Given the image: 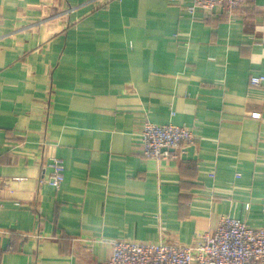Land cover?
Masks as SVG:
<instances>
[{"label": "crops", "instance_id": "crops-1", "mask_svg": "<svg viewBox=\"0 0 264 264\" xmlns=\"http://www.w3.org/2000/svg\"><path fill=\"white\" fill-rule=\"evenodd\" d=\"M191 4L0 0V264H107L110 240L191 244L223 215L264 226V0ZM146 121L191 128L193 157H145Z\"/></svg>", "mask_w": 264, "mask_h": 264}, {"label": "built area", "instance_id": "built-area-1", "mask_svg": "<svg viewBox=\"0 0 264 264\" xmlns=\"http://www.w3.org/2000/svg\"><path fill=\"white\" fill-rule=\"evenodd\" d=\"M121 0H106V3ZM189 9L224 11L233 15L253 0H189ZM252 86L264 85V74L250 78ZM143 154L150 159L178 157L197 140L193 130L174 123L146 121L141 132ZM50 175L43 181L59 190L65 180V164L50 157ZM3 193L0 187V197ZM107 241V240H104ZM112 253L107 264H264V226L251 227L230 215H223L217 227L201 234L191 244L137 242L127 239L109 241Z\"/></svg>", "mask_w": 264, "mask_h": 264}, {"label": "water", "instance_id": "water-1", "mask_svg": "<svg viewBox=\"0 0 264 264\" xmlns=\"http://www.w3.org/2000/svg\"><path fill=\"white\" fill-rule=\"evenodd\" d=\"M195 152V146H189L187 147L185 150H184V154L182 155L183 156V159L185 158H192L193 157V154Z\"/></svg>", "mask_w": 264, "mask_h": 264}]
</instances>
